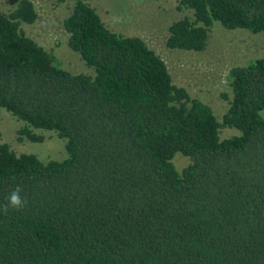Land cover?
Listing matches in <instances>:
<instances>
[{
  "label": "trees",
  "instance_id": "16d2710c",
  "mask_svg": "<svg viewBox=\"0 0 264 264\" xmlns=\"http://www.w3.org/2000/svg\"><path fill=\"white\" fill-rule=\"evenodd\" d=\"M176 1L192 15L170 26L169 49L205 51L217 24L264 34V0ZM37 19L32 0L0 10V111L22 123L19 140L52 132L67 157L0 144V264H264V59L231 69L220 122L86 1L63 27L90 73L27 35ZM17 186L24 207L5 211Z\"/></svg>",
  "mask_w": 264,
  "mask_h": 264
},
{
  "label": "rangeland",
  "instance_id": "374dc122",
  "mask_svg": "<svg viewBox=\"0 0 264 264\" xmlns=\"http://www.w3.org/2000/svg\"><path fill=\"white\" fill-rule=\"evenodd\" d=\"M18 0H0V10L9 12ZM38 12L33 25L23 29L29 37L51 52L64 69L81 74L90 73L81 57L68 45L69 35L63 27L77 0H32ZM97 10L106 26L126 37H138L155 51L168 66L173 83L190 96L210 106L220 122L230 107L231 69L251 61L264 59V34L244 30H226L215 25L203 52L169 49L166 45L170 26L192 15L178 8L176 0H84ZM264 116V112H263ZM22 123L6 111H0V144L9 145L17 154L31 153L42 160L63 161L67 157L65 143L52 132L42 134V142L19 140ZM238 132L222 128L221 139ZM173 163L181 171L190 158L177 154Z\"/></svg>",
  "mask_w": 264,
  "mask_h": 264
},
{
  "label": "clouds",
  "instance_id": "9594fccd",
  "mask_svg": "<svg viewBox=\"0 0 264 264\" xmlns=\"http://www.w3.org/2000/svg\"><path fill=\"white\" fill-rule=\"evenodd\" d=\"M22 189L20 186H17V188L12 191L8 197V205L4 207V210L7 211L8 207H11L16 210H20L24 207L25 201L21 196Z\"/></svg>",
  "mask_w": 264,
  "mask_h": 264
}]
</instances>
